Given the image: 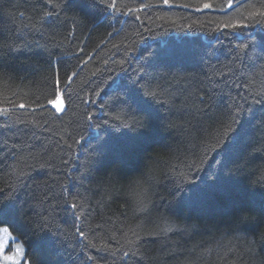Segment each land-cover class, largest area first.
<instances>
[{
  "label": "trees",
  "instance_id": "obj_1",
  "mask_svg": "<svg viewBox=\"0 0 264 264\" xmlns=\"http://www.w3.org/2000/svg\"><path fill=\"white\" fill-rule=\"evenodd\" d=\"M142 2L159 6L140 12L141 20L136 21L123 15L104 19L100 7L90 0H70L63 11L57 9L58 19L52 17L46 26L37 24L30 30L24 24L29 20L36 23L48 7L44 0H0V45L20 49L0 52V64L7 69L0 75V108L8 109L6 117L0 116V125H7L0 127V188L5 189V198L15 197L14 211L2 218L0 226L9 227L23 243L24 257L19 264H30L36 256L41 264H182L198 255L199 264H264V241L258 236L264 230V187L260 181L264 135L258 131L264 128V104L244 112L249 139L224 167L222 191L193 208L179 204L174 191L180 179L176 173L188 171L193 144L199 143L205 130L218 128L216 120L226 116L234 103H251L250 93L264 91V17L249 18L251 12L264 11V0H232L231 7L227 0H174L193 5L188 8L162 6L161 0H135V5L132 0H118L121 6L138 7ZM204 2L213 7L194 11ZM58 3L63 7L64 0ZM157 16L168 22L155 20ZM229 20H243L249 27L216 30L217 24ZM145 24L151 32L144 30ZM239 43L249 47L246 56L241 54L239 66L233 68ZM165 45L199 55L183 61L182 67L146 69L145 79L159 83L166 93L161 97L165 101L161 120L139 131L115 127L116 121L112 126L96 127L119 111L98 107L105 101L111 105L113 96L104 94L107 86L113 80L131 84L145 71L142 54L146 57ZM58 60L62 84L65 71L76 73L72 84L64 86L70 96L63 100L66 110L61 113L51 106L39 108L35 102L39 98V104H46L54 98L45 77L55 73ZM230 68L235 75H222ZM217 83L213 91L212 85ZM95 90H102L101 94L95 95ZM201 96L204 105L199 104ZM19 103H25L26 108L20 109ZM196 107L202 111L197 113ZM127 119L132 124L142 117L128 115ZM97 133L106 147L92 154L91 172L83 177L73 157L95 145ZM77 139L83 147L74 143ZM217 159L210 157L207 167L215 169ZM65 160L69 162L64 164ZM137 178H143L148 188L151 203L146 213L134 214L129 199V188ZM65 187L86 197L79 201L84 204V230L87 232L89 226L94 229L89 238L100 233L103 239L92 241L97 246L108 243L118 248L111 234L123 244L121 236L129 226L142 224L137 255L121 261L119 256L126 246L112 257L97 247L85 248L78 243L79 237L72 235L76 221L63 203L65 197H59L57 206V197ZM66 199L71 201L72 197ZM41 214H50L49 223L57 235L37 227ZM164 217L178 225V230L153 232ZM186 224L191 225L187 231ZM57 225L66 234H59ZM128 235L131 237V232ZM250 240H255L252 251ZM203 249L210 251L201 254ZM89 255L93 261L87 260Z\"/></svg>",
  "mask_w": 264,
  "mask_h": 264
},
{
  "label": "snow or ice",
  "instance_id": "obj_2",
  "mask_svg": "<svg viewBox=\"0 0 264 264\" xmlns=\"http://www.w3.org/2000/svg\"><path fill=\"white\" fill-rule=\"evenodd\" d=\"M70 3V0H64L63 7L58 3V0H44V4L48 7L45 8L42 12V15L36 21V23H32L29 20V23L24 24V28H29L30 30L36 29V25L39 24L41 27L46 26L47 22L50 18L56 17L59 18V12L63 11L64 8H67ZM90 3L93 6L100 7V10L103 13V18L108 19L114 15H123L134 17L136 21L141 20L140 12L152 8L154 6L151 3H140L138 7L129 6L127 3H124L122 6L118 3V0H90ZM228 6H232V0H227ZM132 4L135 5V0H132ZM162 6L171 7H181L188 8L192 7L190 3H180L176 4L174 0H161ZM213 7V5L209 2H204L200 7H194V11L200 12L204 9H209ZM223 10V9H221ZM259 15L260 17H264V11L257 10L256 12L249 13V18L255 17ZM20 17H24V13H20ZM152 20L151 17H149ZM155 20H161L164 22H168L164 16H157ZM155 20H152V23H155ZM73 23L76 24L77 21L74 19ZM171 23H175V21H171ZM195 23V22H194ZM145 31L151 32L152 29L148 25H142ZM190 27V26H188ZM248 24L244 23L243 20H235V21H224L222 23L217 24L216 30L223 29H237V28H247ZM137 35H141L139 32ZM109 36L113 35L112 32L108 33ZM235 38V37H234ZM141 40H143V36L141 35ZM115 47V45H114ZM249 46L244 43H239L235 46L238 51L234 53V59L237 62L233 65L234 67L239 66L241 62V54L244 56L247 55L246 49ZM15 52L19 51L18 47H13L11 44L0 45V52ZM199 53L190 49H178L169 47L167 45L159 48L156 51H152L148 56H141L144 60V65L142 66L145 71L142 72L141 76L134 80L131 84H126L124 82H117L113 80L110 85L107 86L108 91H105V96L112 95L113 99L111 100V105L107 101L99 103L98 107L102 110H110V109H119V111H115L110 119L102 121V123H98L96 127L103 128L105 125L112 126V122L116 121L117 123L114 125L115 127H128L129 130L136 128L138 131L141 129H147L150 126L155 125L158 121L161 120L160 109L165 107V101L161 99L163 95H165V90L161 87L159 83H153L151 79H145V76L148 75L146 69L153 67H182L183 61L185 60H194L197 58ZM124 61H121L123 64ZM233 68L229 69L228 73H223L222 75H228L231 73L235 75ZM7 69L4 68L2 64H0V75H3ZM96 73H93L95 75ZM66 79L61 83L60 70H59V60L57 61V69L54 74H51L50 77H45L46 82L53 89L52 95L53 99H48L46 104H39V98L35 101L38 104L39 108H46L47 106H51V108L55 109L57 113H61L63 110H66L63 104V100H67L70 96V93L65 91L64 86H70L74 81L76 76L75 72L68 74L65 71ZM143 85V86H141ZM218 86L217 84L212 85V90L215 91ZM102 90H95V95L99 96ZM251 103L247 100L245 104L241 105L238 103H234L230 106V109L226 116L223 118L217 119L216 123L219 125L218 128L212 130H205L204 135L199 139L198 144H193L194 151L192 152L193 161L191 164L187 166L188 171L186 173L177 172L176 175L180 177L175 182V193L178 195V203L184 207L193 208L202 203H204L214 192L222 191L224 189V183L222 181V172L224 167L227 166V163L232 162L233 158L237 155V149L243 143H245L249 139V134L247 129L244 127V112L248 110L249 112L252 110V106L255 104H264V91L256 92L254 95L251 94ZM88 101H85L87 103ZM93 104H96V101H91ZM13 103V102H9ZM205 101L203 96L199 97V104L204 105ZM13 107H17L15 103H13ZM18 107L20 109H25V103H19ZM234 109V110H233ZM196 112L200 113L202 109L196 107ZM205 114H207V110H203ZM123 113V115H122ZM8 115V109L0 108V116L6 117ZM131 115L132 117H142V119L133 120L132 124L128 123L127 116ZM93 119V115L89 113L88 120L91 121ZM209 119H212L209 116ZM137 125L140 127L137 128ZM91 126V125H90ZM0 127H7V125H0ZM223 129V131H220ZM258 131L261 132V135H264V128H258ZM76 145H82V141L77 139L74 141ZM15 147V145H14ZM69 148L72 147L71 144L68 145ZM106 147V141L102 136L97 133L96 135V144L88 147L84 151H80L78 157H73V159H77V168L76 170H81V175L86 177L91 172V156L93 153L99 152ZM199 150L197 152L196 150ZM215 156L218 157L216 160V168L211 169L207 167V161L210 157ZM69 161H63L64 164H67ZM207 168V171L204 170ZM240 169L238 168V171ZM201 173H204L203 176ZM23 176V172L20 173V176L17 177L18 182L20 181V177ZM261 186L264 187V172L261 173L260 176ZM9 191H11V185H9ZM51 192V190H49ZM4 188H0V222H2V218L12 211H14L15 205V197L13 195H9L8 197H4ZM67 196H71V201L66 199ZM59 197H65L63 203L64 205L72 210V215L75 218L76 223L73 225L75 231L72 233L73 236H78V243H83L84 247H97V250H103L109 253L112 257H116L117 253L120 252L121 248L126 246L127 250L123 251L119 256L121 261L126 260L129 257H134L137 255L139 251L140 244V236L141 232L144 231V227L139 222L135 225V227L129 226L128 230L124 232L121 236L123 239V244H121L120 239L116 238V234L112 233L111 238L116 240V243L120 245L118 248H112V246L108 243H103L100 246L93 244V240L97 238L103 239L100 236L99 232H95L91 238H89V233H93L94 229L89 226L88 231L86 232V217L82 214L84 204L79 201L86 200V197L82 196L79 191L74 192L71 187L63 188L62 193L57 197L59 206ZM46 199L48 197H45ZM151 200L148 193V188L145 186L144 182L137 183L136 188L134 189V195L132 200L133 213H146L149 210ZM50 214L43 215L41 214L40 222L37 225L43 231L52 232L53 235H57V232H53L52 226L49 223ZM97 229L100 228V225L95 226ZM191 227L190 224H186L184 230L187 231ZM59 234H66V230L60 229V226H56ZM136 229H139L137 231ZM173 230H178V225L173 224L171 220L167 217L161 219V222L154 226L153 232L157 233H168ZM128 232H131V237H129ZM0 233L9 234V227H0ZM148 234H151L148 233ZM259 239L264 241V230L258 233ZM249 250H254L253 246L255 244V240H250L248 242ZM4 246V238H0V248ZM22 249L17 246V253L19 254ZM204 251H210V249L201 250V254ZM88 261H93V257L91 255L86 257ZM15 257L5 256L4 260H12L15 261ZM30 264H41L40 258L38 256L34 257ZM182 264H199V255L196 258H187Z\"/></svg>",
  "mask_w": 264,
  "mask_h": 264
},
{
  "label": "rangeland",
  "instance_id": "obj_3",
  "mask_svg": "<svg viewBox=\"0 0 264 264\" xmlns=\"http://www.w3.org/2000/svg\"><path fill=\"white\" fill-rule=\"evenodd\" d=\"M63 102V101H62ZM0 227H7L6 225H2ZM0 238H4V246L0 248V264H19L24 257V245L17 237H15L11 232L9 234L0 233ZM17 246H19L22 251L17 253ZM5 256L15 257V261L12 260H4Z\"/></svg>",
  "mask_w": 264,
  "mask_h": 264
},
{
  "label": "clouds",
  "instance_id": "obj_4",
  "mask_svg": "<svg viewBox=\"0 0 264 264\" xmlns=\"http://www.w3.org/2000/svg\"><path fill=\"white\" fill-rule=\"evenodd\" d=\"M140 182H144L143 178L134 179L132 186L129 188L128 195L131 201L133 200L134 189L136 188L137 183Z\"/></svg>",
  "mask_w": 264,
  "mask_h": 264
}]
</instances>
